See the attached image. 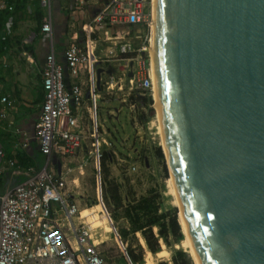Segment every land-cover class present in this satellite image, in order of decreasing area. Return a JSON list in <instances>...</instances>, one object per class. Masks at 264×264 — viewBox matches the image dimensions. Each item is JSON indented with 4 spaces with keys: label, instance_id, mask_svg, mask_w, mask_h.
I'll return each instance as SVG.
<instances>
[{
    "label": "water",
    "instance_id": "obj_1",
    "mask_svg": "<svg viewBox=\"0 0 264 264\" xmlns=\"http://www.w3.org/2000/svg\"><path fill=\"white\" fill-rule=\"evenodd\" d=\"M155 28L167 154L199 260L264 264V0H157Z\"/></svg>",
    "mask_w": 264,
    "mask_h": 264
},
{
    "label": "built area",
    "instance_id": "obj_2",
    "mask_svg": "<svg viewBox=\"0 0 264 264\" xmlns=\"http://www.w3.org/2000/svg\"><path fill=\"white\" fill-rule=\"evenodd\" d=\"M39 1L50 10L51 0ZM74 2L88 7L92 17L82 26V41L74 40L65 48L64 62L58 61L54 49L47 55L35 137L48 161L44 168L25 169L26 180L5 191L0 187V264H108L96 241L99 234L81 220V210L70 198L66 172L57 173L52 158L75 155L90 141L93 149L88 157L95 155L100 177L102 144L111 145L100 132L102 87L110 93L125 86L152 96V0ZM6 6L13 9L2 2L0 10ZM42 31L52 37L50 16ZM115 61L121 62L118 78L110 65ZM67 76L72 78L70 84ZM4 157L0 149V160ZM9 165L15 166V161L9 160Z\"/></svg>",
    "mask_w": 264,
    "mask_h": 264
},
{
    "label": "rangeland",
    "instance_id": "obj_3",
    "mask_svg": "<svg viewBox=\"0 0 264 264\" xmlns=\"http://www.w3.org/2000/svg\"><path fill=\"white\" fill-rule=\"evenodd\" d=\"M120 64L118 61L110 64L117 78L121 74ZM87 76L88 74L83 75V79L86 80ZM124 88L121 91L116 87L108 93L102 87L99 116L102 125L100 132L111 143L110 146L102 144V152L107 154L108 181L119 184L123 207L117 208L109 197L102 158L99 177L95 155L88 157L89 151L93 149L90 141L75 155L59 156L61 171L66 172L71 200L79 205L80 210L84 208L83 212L88 216L86 218L94 224L93 229L99 234L97 240L101 244L100 250L108 264H174L173 256L176 250L181 249V241L170 235L167 244L159 236L157 226L153 227L160 242V250L156 253L150 250L140 231L130 233L126 241L119 234L121 229H130L125 209L135 200L155 195L159 212L176 206L171 185L173 183L170 182L172 176L159 133L155 100L152 97L151 107L154 112L151 114L149 107L143 103L144 98L149 95L136 90L129 91L125 86ZM157 146L162 148L164 162L156 154ZM62 164L65 166L62 167ZM188 244L187 253L193 264H197L196 257L190 250V240ZM130 250L142 255L143 261L134 263L129 255Z\"/></svg>",
    "mask_w": 264,
    "mask_h": 264
},
{
    "label": "crops",
    "instance_id": "obj_4",
    "mask_svg": "<svg viewBox=\"0 0 264 264\" xmlns=\"http://www.w3.org/2000/svg\"><path fill=\"white\" fill-rule=\"evenodd\" d=\"M2 2L16 8L2 29L4 39L7 35L9 39L1 44L0 51V149L5 153L0 160V187L5 191L28 178L25 169L44 168L48 161L35 137L44 100L42 70L52 49L58 61L64 62L65 48L74 40L82 41V26L92 14L88 7L76 6L74 0H51L50 10L39 0ZM91 2L103 4L106 0ZM49 16L53 31L48 38L41 26ZM71 81L67 76V82ZM9 160L15 161V166H10ZM52 161L54 170L62 173L59 156H53Z\"/></svg>",
    "mask_w": 264,
    "mask_h": 264
},
{
    "label": "trees",
    "instance_id": "obj_5",
    "mask_svg": "<svg viewBox=\"0 0 264 264\" xmlns=\"http://www.w3.org/2000/svg\"><path fill=\"white\" fill-rule=\"evenodd\" d=\"M9 2L12 3L13 0H9ZM15 11H16L15 7L14 10L12 9V11L7 7L6 9L0 10V51L3 49L1 44L7 43L5 41L6 39L7 40L9 39L8 35L4 39V34L2 29L4 28L7 20L13 17ZM152 101L153 98L151 95L146 96L143 100V103H145L149 107L151 114H153L154 112L153 108L151 107ZM155 151L158 158L164 162V154L161 146H157ZM106 159H107V154L104 153L101 160L102 161L101 164L103 166V170L105 173V182L108 184L107 192L109 193V197L116 205V207L120 208L123 207L122 197L119 192L120 186L115 181L112 180L108 181L107 173L109 172V169L108 167H106ZM178 212L179 211L176 206H172L167 211L159 212V204L157 203L155 195L143 197L139 200H135L131 202L126 207L125 213L127 215L130 224V229H126V228L121 229L119 230V234L122 237L123 241H126L130 233L136 234L137 232L140 231L143 234L150 250L153 253H156L160 250V242L158 236H156V234L153 231V227L157 226L159 228V236L167 244H169L168 237L170 235H173L175 239L181 241V245H182L180 247L181 249L175 251L173 256V263L193 264V260L191 259V256L187 253L189 239L187 238V235L185 233L180 212L179 214ZM129 255L131 256L134 263L143 261V258H141L142 255L136 254L133 250L129 251ZM151 256H153L152 253Z\"/></svg>",
    "mask_w": 264,
    "mask_h": 264
},
{
    "label": "bare ground",
    "instance_id": "obj_6",
    "mask_svg": "<svg viewBox=\"0 0 264 264\" xmlns=\"http://www.w3.org/2000/svg\"><path fill=\"white\" fill-rule=\"evenodd\" d=\"M156 6H157V0H152V30H151V40H152V48H151V52H152V60H151V73H152V76H153V82H154V85H153V98L155 100V107L157 109V115H158V120H159V133L160 135L162 136V139H163V142H164V151H165V154L167 156V160H168V164H169V168H170V172H171V184L172 185V192L174 194V197H175V205L177 207H179V212H180V215L182 217V221H183V226H184V229L186 231V234L188 236V239L190 240V250L194 253L195 257H196V261H197V264H201L200 260H199V257L197 255V252H196V249H195V246L193 244V240H192V237H191V234L189 232V229H188V225H187V222L185 220V217L183 215V211H182V208H181V203H180V198H179V194L177 192V189H176V185H175V181H174V177H173V171H172V168L170 166V163H169V157H168V154H167V142L164 138V132H163V126H162V118H161V114H160V110H159V96H158V72H157V51H156V28H155V19H156ZM84 211V208L81 209V219H83L87 224H89V226L91 228H93V223L86 217V214L83 212ZM98 239V238H97ZM96 239L97 243L98 240Z\"/></svg>",
    "mask_w": 264,
    "mask_h": 264
}]
</instances>
